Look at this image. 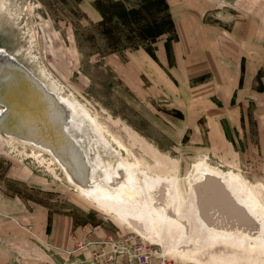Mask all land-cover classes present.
Masks as SVG:
<instances>
[{
	"label": "rangeland",
	"instance_id": "1",
	"mask_svg": "<svg viewBox=\"0 0 264 264\" xmlns=\"http://www.w3.org/2000/svg\"><path fill=\"white\" fill-rule=\"evenodd\" d=\"M97 1L0 0V49L51 93L90 110L103 129L87 120L89 130L77 136L92 159L113 165L121 156L138 159L143 168L149 164L151 172L178 181L185 198L196 166L207 162L240 175L246 185L260 188L264 199V0H200L206 12L198 18L196 4L175 3V12L170 10L175 31L152 45L140 33L154 19L163 24L167 12L161 7L142 9L131 20L132 15L122 18L110 8L102 14ZM111 1L130 9L143 2ZM180 21H187L182 34ZM198 26L219 30L210 36L206 60L198 58ZM21 140L0 132V219L19 214L2 201L3 193L71 214L79 237L69 264H229L219 256L191 259L166 249L145 228L136 229L81 195L62 168L51 165L50 153ZM54 141L70 162L73 151L59 136ZM33 151H42L44 161ZM203 181L198 193L212 190L215 200L210 199L218 205L225 185ZM33 219L30 214L12 218L26 224ZM23 228L34 237L30 227ZM220 247L230 253L221 244L212 252L220 253Z\"/></svg>",
	"mask_w": 264,
	"mask_h": 264
},
{
	"label": "bare ground",
	"instance_id": "2",
	"mask_svg": "<svg viewBox=\"0 0 264 264\" xmlns=\"http://www.w3.org/2000/svg\"><path fill=\"white\" fill-rule=\"evenodd\" d=\"M0 70L2 79L0 84L4 88L11 86L14 89L23 88L24 81L14 76L6 66L1 64ZM29 94H27L29 98L23 100V103L38 106L37 98L31 92ZM52 94L60 103L66 105L68 111L67 132L83 147L82 153L88 168L87 184L80 183L81 177L73 176L54 152L34 142L29 143L50 153L52 155L51 165L58 164L81 195L114 213L122 221L134 225L136 229L145 228L148 236L157 239L158 243L166 249L176 250L191 259L204 256L208 261L219 256L227 259L229 264H264V199L261 196L260 188L250 184L246 185L240 175L231 172L222 173L213 169L207 162H200L196 166L195 174L190 177L187 199L178 181L151 172L149 170L151 166L148 168L149 164L147 168H143L144 166L142 167V163L138 159L128 161L119 156L120 159L114 165L106 164L99 158L94 160L88 152L86 144H83V140H80L77 135L85 132L86 129L89 130L87 120L94 121V123L92 122L94 125L91 124V127L94 126L99 130L103 128L95 123V118L90 110L79 101H72L55 92ZM2 111L3 109H0V113ZM80 113L84 114L85 119L78 121L76 117ZM5 135L12 137L8 134ZM33 154L35 158L44 161L42 151L39 153L33 151ZM67 156L73 166L80 170V161L79 163L75 161L77 156ZM101 164L103 165L101 166ZM50 169L55 176H58L54 168L50 167ZM208 179L217 180L219 184L223 182L227 193L230 192V195L235 197L240 209L244 208L248 212L255 225H258L257 228H253L252 225H241L225 211V207L222 208L221 202L216 205L213 202L215 199L212 198L214 193L212 190L207 189L199 194L198 184ZM220 244L224 245L226 249L229 248L230 253L224 254L225 247H223L225 250L223 253L221 247L220 253L212 252L214 246Z\"/></svg>",
	"mask_w": 264,
	"mask_h": 264
},
{
	"label": "water",
	"instance_id": "3",
	"mask_svg": "<svg viewBox=\"0 0 264 264\" xmlns=\"http://www.w3.org/2000/svg\"><path fill=\"white\" fill-rule=\"evenodd\" d=\"M1 64L6 66L14 76L22 79L25 83L21 89H14L12 86L7 89L0 84V106L3 108V111L0 113L1 132L48 148L67 166L73 176L79 177L82 174L79 181L86 185L88 181V168L85 157L79 146L65 130L68 122V111L66 108L14 56L1 53L0 69ZM29 92L37 98L39 102L38 106L36 104L26 105L23 103V100L29 98ZM55 135L60 137L63 142L62 145H67L74 155L78 157L80 161L79 171L81 173L76 172L78 169L73 167L65 154L59 150L58 145L54 141ZM219 189L223 196V198L221 196L223 200L220 199V202L223 208L225 207V211L233 216L241 225H252L253 228H257L258 225H255L253 218L250 217L244 208L240 209L233 197L227 193L225 187L222 186Z\"/></svg>",
	"mask_w": 264,
	"mask_h": 264
},
{
	"label": "crops",
	"instance_id": "4",
	"mask_svg": "<svg viewBox=\"0 0 264 264\" xmlns=\"http://www.w3.org/2000/svg\"><path fill=\"white\" fill-rule=\"evenodd\" d=\"M85 1V0H84ZM205 0L203 3H210ZM170 10L175 12V3L196 4L195 16L202 17L206 12L201 6L200 0H167ZM174 10V11H173ZM191 14V13H186ZM187 16V15H186ZM173 17V16H172ZM183 16H181L182 18ZM178 24V23H177ZM187 21L179 22L180 34L185 33ZM218 28L209 26H198V58L206 60L205 54L212 36ZM5 196L2 200L13 206L18 215L10 213L7 216L11 219H0V264H69L72 260V251L76 246L78 237L76 236V224L74 217L69 213L59 214L40 205L39 201L25 200L20 194ZM35 206H30L32 203ZM26 214L34 217L30 224L24 221H13L12 218H26ZM23 227H30L34 232V237H30Z\"/></svg>",
	"mask_w": 264,
	"mask_h": 264
},
{
	"label": "trees",
	"instance_id": "5",
	"mask_svg": "<svg viewBox=\"0 0 264 264\" xmlns=\"http://www.w3.org/2000/svg\"><path fill=\"white\" fill-rule=\"evenodd\" d=\"M97 8L100 10L102 14H110L109 10H106L105 8L111 9V14L118 15L119 17L126 18L127 15H132L131 20H136L139 14L141 13L142 9L150 10L154 7H161L162 10L167 12L165 20L163 21V24H160L157 19H154V21L149 24L147 30H143V32L140 33V37L143 40H150L151 45L156 43L157 40L162 37L163 35L167 34V32L175 31V22L172 18V15L170 13V6L166 0H143L142 4L139 6V8H127L122 2L117 1H111V0H98L97 2ZM141 26L140 23H138ZM146 50L151 53L152 48L147 47ZM152 54V53H151ZM153 56V55H152Z\"/></svg>",
	"mask_w": 264,
	"mask_h": 264
},
{
	"label": "snow or ice",
	"instance_id": "6",
	"mask_svg": "<svg viewBox=\"0 0 264 264\" xmlns=\"http://www.w3.org/2000/svg\"><path fill=\"white\" fill-rule=\"evenodd\" d=\"M3 52V49H0V53H2Z\"/></svg>",
	"mask_w": 264,
	"mask_h": 264
}]
</instances>
